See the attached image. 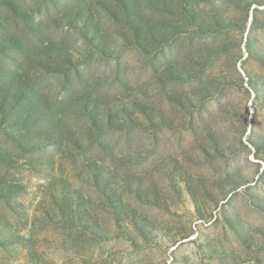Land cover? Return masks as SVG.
Here are the masks:
<instances>
[{
  "label": "rangeland",
  "instance_id": "1",
  "mask_svg": "<svg viewBox=\"0 0 264 264\" xmlns=\"http://www.w3.org/2000/svg\"><path fill=\"white\" fill-rule=\"evenodd\" d=\"M0 264H264V0H0Z\"/></svg>",
  "mask_w": 264,
  "mask_h": 264
}]
</instances>
